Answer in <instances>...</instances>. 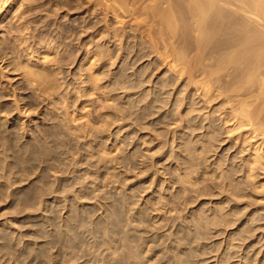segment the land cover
I'll use <instances>...</instances> for the list:
<instances>
[{
    "label": "rangeland",
    "instance_id": "374dc122",
    "mask_svg": "<svg viewBox=\"0 0 264 264\" xmlns=\"http://www.w3.org/2000/svg\"><path fill=\"white\" fill-rule=\"evenodd\" d=\"M91 1L0 12V264H264L262 139L232 131L264 101L226 36L204 49L165 0Z\"/></svg>",
    "mask_w": 264,
    "mask_h": 264
},
{
    "label": "bare ground",
    "instance_id": "6f19581e",
    "mask_svg": "<svg viewBox=\"0 0 264 264\" xmlns=\"http://www.w3.org/2000/svg\"><path fill=\"white\" fill-rule=\"evenodd\" d=\"M92 1L94 2L95 0H92ZM96 1H95V3H96ZM127 1H129V0H127ZM131 1H133V0H131ZM159 1H161V3H162V1L164 2V0H159ZM6 2H7V0H0V12L5 9ZM117 2H118V0H117ZM122 2H124V0ZM143 2H144V0H143ZM165 2L168 3L166 5L167 9H169V7H173L172 10H174L173 12H171V14L169 12V11H171V8H170L169 11H167L166 14H168V12H169V14L171 16H169V15L166 16L164 14L166 19L170 18V20H167L168 22H170V25L173 22H175L174 19H173V17L175 16L174 12L177 13V11H179V10H180V12H179L180 14L177 13L178 15H181V14L183 15V13H181V12L185 11V9L187 8L188 10H186V11H188L189 17H190L191 13L193 14V15L191 14V16H193L194 18H195V16H196V18H198L197 16H199V18L195 19V21L196 20L200 21V23H198V21H196V22H197V25H198L197 28L201 29L200 31L202 32L203 40L202 39L200 40L201 34H199L200 38H198V39L200 41L197 40V43H199V42L202 43V41H203V43H204V41L205 42L208 41L209 43H212V42H210L211 37H213L214 35H217V34L220 35V36L222 35L223 37L226 36L225 38H223L222 36L218 37V35L216 37L214 36V38H216V40L214 38H212V41H215V42L216 41L219 42V40L221 38H223L222 42L220 41L221 44H223V45H221L222 47L220 46V43H214L213 42V44H215V46H216V44L217 45L219 44L215 48L217 51L218 50L220 51L222 49L221 51H223L224 54H226V55L223 56L221 62H225V63L230 64L231 66H233V69H234L235 73L237 71L238 72V76H241L243 78V80L245 81V83H247V84L248 83H255L258 86L257 90H259L260 91L259 93L261 94V95H259V97L262 96L263 97L262 100L264 101V96H263L264 95V0H189V1L187 0L186 2L185 1L182 2V0H165ZM127 3L128 2H126L125 4H127ZM129 3H130V1H129ZM134 3H135V1H134ZM155 3H154V6L156 5ZM97 4H99V3H97ZM111 4L114 5L115 2H113ZM111 4L110 5L107 4V5H109L108 7H111L112 6ZM118 4H120V3H118ZM131 4H133V3H131ZM129 5H124V6L130 7ZM140 5H142V4H140ZM160 5L161 4H159V5L157 4V6L159 8H160ZM95 6H96V4H95ZM116 6H118V5H116ZM131 6H133V5H131ZM179 6H182L183 7L182 9H184V10H181V8L177 9V7H179ZM118 7H120V6H118ZM137 7H138V5H137ZM122 8H124V7H122ZM133 8H135V7H133ZM157 8H156V10H159ZM175 8H176V10H175ZM161 9H162V6H161ZM189 11H190V14H189ZM172 13H173V15H172ZM177 14H176V16H177ZM171 19L173 20V22H171ZM172 25H174V24H172ZM219 33H221V34H219ZM217 38H220V39L218 40ZM225 41H227V45H229V46L224 45ZM206 43H204L205 44L204 45V49H205V47L209 46V45L206 46ZM223 46H225V47L227 46L226 48L231 47L232 52H231L230 49H228V50H230L229 52H231V53H228L227 49L225 47H223ZM1 47H0V54L4 50V48L2 49ZM223 48L226 50V53H225V50H223ZM212 49H214V46L212 47ZM213 52L216 53L215 51H213ZM3 57H5V56H3ZM1 58H2V56L0 55V60L4 59V58L3 59H1ZM210 59H211V57H210ZM214 61H212V62H214ZM27 62L29 63V65H31L30 64L31 62H29V60ZM28 63H26V64L24 63L23 66L28 65ZM225 63H224V65H225ZM33 65L32 66H28L29 68L32 67V69L29 70L31 72V76L33 75V72H34L35 76H36V74H39L42 78L46 77L43 70L39 71V72L38 71L37 72L34 71L35 70L34 67H38L37 66V65H39L38 63L35 64L34 66ZM215 65H216V63H215ZM219 65L220 64H217V66H219ZM220 66H222V63H221ZM226 66H224V67H226ZM227 67H229V65ZM26 69H27V67H26ZM29 71H27V72H29ZM24 74L27 75L26 70H25ZM233 75H234V73H233ZM23 76L25 77V75H23ZM235 77H236V75H235ZM35 79H36V77H35ZM239 80H241V78ZM238 83H239V81H238ZM232 84H233V82H232ZM239 85L241 86V84H239ZM224 87H222V88H224ZM255 90H256V88H255ZM0 93H1V91H0ZM240 93H242V92L240 91ZM240 93H239V95H240ZM229 95H228V97H229ZM0 96L2 97V93H1ZM245 96H247V95H245ZM0 100H1V98H0ZM241 100H240L241 101L240 103L238 102L239 105L236 102V104L238 106L235 105V107L232 108L233 109V118L236 120V126H235V128L232 127L233 128L232 131L234 133L235 130L236 131L239 130L240 134L238 133V135H251V137H254V138L255 137H260L262 139V141L260 140L261 143H260L259 146H257V144L256 145L253 144L254 145L253 146V150L254 151L256 150V152H253L254 156H255V160L253 159L254 162L252 161L254 163V164H252V166H253V165H255V162H262V160H264V152L261 151L264 148V146H263V144H264V114L263 113L264 112L262 113L263 116H260V113H259L258 109L261 106H258L259 104H257V107L255 106L256 108L249 109L248 106H250V105H248L246 103L245 98L241 99ZM1 104H0V106H1ZM1 108H2V106H1ZM234 122L235 121H233V123ZM246 137H243V140ZM248 139H249V142H250L251 139L249 138V136H248ZM246 141H247V138H246ZM262 146H263V148H262ZM251 156H252V154H251Z\"/></svg>",
    "mask_w": 264,
    "mask_h": 264
}]
</instances>
